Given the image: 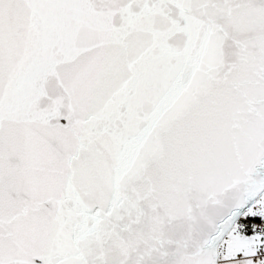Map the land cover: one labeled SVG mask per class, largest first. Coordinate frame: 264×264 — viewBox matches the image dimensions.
Instances as JSON below:
<instances>
[{
    "label": "snow or ice",
    "instance_id": "obj_1",
    "mask_svg": "<svg viewBox=\"0 0 264 264\" xmlns=\"http://www.w3.org/2000/svg\"><path fill=\"white\" fill-rule=\"evenodd\" d=\"M0 264H264V0H0Z\"/></svg>",
    "mask_w": 264,
    "mask_h": 264
}]
</instances>
